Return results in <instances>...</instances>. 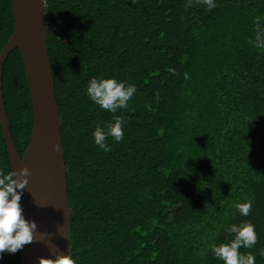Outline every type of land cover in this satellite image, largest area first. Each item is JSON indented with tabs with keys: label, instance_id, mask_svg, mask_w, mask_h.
<instances>
[{
	"label": "trees",
	"instance_id": "obj_1",
	"mask_svg": "<svg viewBox=\"0 0 264 264\" xmlns=\"http://www.w3.org/2000/svg\"><path fill=\"white\" fill-rule=\"evenodd\" d=\"M45 3L76 264H223L209 246L244 221L259 239L241 252L264 264V50L249 43L264 0H215L211 11L187 0ZM13 29L11 0H0V52ZM93 77L137 88L110 152L94 141L114 115L88 97ZM2 90L23 157L33 109L18 48ZM0 170L12 171L1 125ZM248 200L241 216L234 204ZM0 264H20L19 251Z\"/></svg>",
	"mask_w": 264,
	"mask_h": 264
},
{
	"label": "water",
	"instance_id": "obj_2",
	"mask_svg": "<svg viewBox=\"0 0 264 264\" xmlns=\"http://www.w3.org/2000/svg\"><path fill=\"white\" fill-rule=\"evenodd\" d=\"M11 5L14 29L0 52V125L11 169L18 171L28 167L32 172L20 201L23 215L26 220L37 223V239H40L39 233L49 234L45 242L25 245L19 251L20 264H39L41 257L55 259L47 243L49 240L58 252L70 255L71 223L64 148L47 48L45 0H11ZM15 48L19 49L24 63L33 109L31 135L23 157L12 138L2 90L3 64ZM56 144L61 147L59 154L53 150ZM59 229L64 236L59 234Z\"/></svg>",
	"mask_w": 264,
	"mask_h": 264
},
{
	"label": "clouds",
	"instance_id": "obj_3",
	"mask_svg": "<svg viewBox=\"0 0 264 264\" xmlns=\"http://www.w3.org/2000/svg\"><path fill=\"white\" fill-rule=\"evenodd\" d=\"M194 4L205 6L209 11L217 7L215 0H187L185 8H190ZM254 24L255 39L250 40L249 43L257 49L264 50V28L260 27V17L255 18ZM173 74H175L174 71ZM185 78H187V74ZM136 92V85L127 81H118L115 78L93 77L88 82L87 95L90 100L114 115V121L108 122L104 126L97 125L93 132L96 145L104 152L112 150L107 143L109 138L117 143L123 141L126 121L123 116L116 115V113L129 109V103ZM156 96L158 99V92ZM131 110L135 111V109ZM53 150L59 154L60 145H53ZM31 175L32 172L28 167H23L18 171L13 169L7 174L0 170V259L3 258L5 252L15 254L25 245L45 242L44 238L49 236L48 233H39L40 239H37V223L26 220L23 215L20 201ZM18 189L20 191H17ZM234 207L241 216L246 217L251 214L252 201L236 203ZM58 231L61 236H64L60 229ZM226 231L233 236V239L228 243L211 244L209 247L214 256L223 264H256L255 254L251 251L241 252L242 248L252 249L258 243L259 237L255 226L250 221H244L240 224H232ZM47 243L54 252L55 259L41 257L39 264H76L71 255L58 252L50 240ZM259 255L264 257V248L259 250Z\"/></svg>",
	"mask_w": 264,
	"mask_h": 264
}]
</instances>
